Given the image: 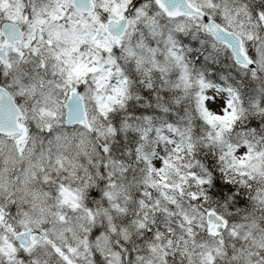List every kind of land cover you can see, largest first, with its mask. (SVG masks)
<instances>
[{
	"label": "snow or ice",
	"instance_id": "6c2138e0",
	"mask_svg": "<svg viewBox=\"0 0 264 264\" xmlns=\"http://www.w3.org/2000/svg\"><path fill=\"white\" fill-rule=\"evenodd\" d=\"M0 264H264V0H0Z\"/></svg>",
	"mask_w": 264,
	"mask_h": 264
}]
</instances>
